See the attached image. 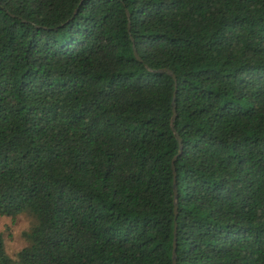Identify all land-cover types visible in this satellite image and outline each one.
Here are the masks:
<instances>
[{
	"label": "trees",
	"instance_id": "1",
	"mask_svg": "<svg viewBox=\"0 0 264 264\" xmlns=\"http://www.w3.org/2000/svg\"><path fill=\"white\" fill-rule=\"evenodd\" d=\"M26 211L0 264H172L174 223L176 264H264V0H0V216Z\"/></svg>",
	"mask_w": 264,
	"mask_h": 264
},
{
	"label": "rangeland",
	"instance_id": "2",
	"mask_svg": "<svg viewBox=\"0 0 264 264\" xmlns=\"http://www.w3.org/2000/svg\"><path fill=\"white\" fill-rule=\"evenodd\" d=\"M35 224V217L30 211H26L13 219L0 216V235L4 240L9 257L14 258L22 248L28 246L24 233L28 232Z\"/></svg>",
	"mask_w": 264,
	"mask_h": 264
},
{
	"label": "water",
	"instance_id": "3",
	"mask_svg": "<svg viewBox=\"0 0 264 264\" xmlns=\"http://www.w3.org/2000/svg\"><path fill=\"white\" fill-rule=\"evenodd\" d=\"M133 55L135 57L136 60L139 61V58L137 56V53L133 47ZM152 72H156V73H165L167 75H169L173 80H174V91H173V96H172V102H171V106H172V117H171V123H170V127L171 130L173 132V135L178 143V152H177V156H179L181 154V149H182V145H181V139L179 138L178 134L176 133L174 127H173V123L175 121L176 118V111H175V95H176V80L174 75L168 71V70H157V71H153L150 70ZM177 156L172 160V172H173V213H174V217L176 219L177 216V194H176V173H175V168H174V162L177 158ZM176 231H177V224L174 223V229H173V242H172V264H176Z\"/></svg>",
	"mask_w": 264,
	"mask_h": 264
}]
</instances>
